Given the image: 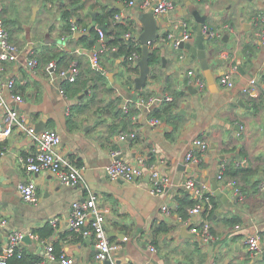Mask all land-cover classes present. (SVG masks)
Returning <instances> with one entry per match:
<instances>
[{
	"label": "crops",
	"instance_id": "crops-1",
	"mask_svg": "<svg viewBox=\"0 0 264 264\" xmlns=\"http://www.w3.org/2000/svg\"><path fill=\"white\" fill-rule=\"evenodd\" d=\"M1 1L10 40L20 49L17 61L3 64L2 96L27 122L35 127L42 123L40 131L57 130L62 137L57 152L67 161L73 160L76 166L84 167L81 184L69 186L48 171L27 172L21 158L35 153L37 147L25 131L15 128L0 142L2 246L11 231L20 230L35 235L31 242L23 245L32 259H42L45 248L53 245L60 256L65 254L72 264H111L112 261L116 264H210L212 261L253 264L256 259L260 260L254 264H264V43L255 36L260 27L257 17L264 16V0H175L176 6L171 12L156 16L158 37L154 48L160 49L162 57L155 73L162 75V80H154L149 75L147 84L153 90V96L172 97L170 92L175 90L181 91L182 95L174 111L169 113V120H162L160 125L150 124L153 117L144 108L143 114L135 120L137 125L127 124L124 133H136L135 138L127 140L120 139L122 132H111L113 119L97 113L98 108L115 94L110 95L105 87L100 89L96 105L77 113L69 122V116H73L71 108L84 99L88 91L78 99L62 95L60 79L48 72V63L39 62L31 67L29 61L43 57L46 47H51L75 50L79 59L88 60L85 65H90L95 50L71 39L67 41L64 36L63 7L68 5L75 10L74 21L81 20L97 28H106V24L97 20L105 8H118L123 14L122 23H133L138 35L144 30L139 17L149 11L140 8L142 0H135V6H129L126 0ZM118 4L123 7H117ZM195 14L204 17L205 24L212 29L223 32L220 40H206V47L212 52L210 65L214 83H209L198 59L188 65L190 52L177 50L168 38L170 33L181 36V27L177 29L176 26L188 21L192 31L189 43L196 46L198 23ZM82 36L83 33L76 37ZM99 42L103 43L101 38ZM171 47L173 51H170ZM115 54L117 52L114 53V67L111 61L105 60L109 70L105 72L117 93L124 95V106L132 101L133 92L129 96L122 87L123 78L118 76L122 58ZM163 57L167 60L165 64ZM133 62L138 64V60ZM235 66L238 72L233 77L234 86H223L220 77ZM191 72L205 82L203 91L196 86L190 91ZM11 79L16 82L14 90L6 85ZM250 87L254 89L253 93L248 92ZM12 94H20L23 101L15 102ZM5 116L6 110L0 105V123ZM101 119L108 121L98 125ZM196 139L206 140L209 148L202 152L196 147L201 164L188 166L185 156ZM113 151H119L120 159L133 164L139 157L157 163L162 173L169 177V184L162 193L153 194L147 171L134 181L112 180L107 167L115 159ZM233 167H250L255 171L254 176L251 181L245 180L242 173L234 176ZM220 173L223 174L221 180L218 179ZM188 179L206 186L207 193L214 198L216 208L212 217L204 212L191 214L190 209L197 200L183 186ZM214 181L219 184V190L214 189ZM234 181L237 183L231 185ZM19 182L36 184L35 202L23 199L17 187ZM253 182L259 183L257 191ZM238 185L243 190L236 201ZM219 192L228 195L227 202ZM91 194L98 197V205L106 212L111 242L120 245L113 251L112 259L104 262L96 259L95 239L75 233L69 224L72 203L85 200ZM182 200L192 202L184 209L185 218L179 213ZM54 219H57L55 223L52 222ZM3 220L7 221L5 227ZM205 220L211 224L215 241H205L192 231L201 228ZM162 227L160 232H153ZM38 231H43L44 236ZM252 235L260 236L263 247L256 256L247 244ZM152 246L156 247V252L151 250ZM30 261L15 260L11 264H31Z\"/></svg>",
	"mask_w": 264,
	"mask_h": 264
},
{
	"label": "built area",
	"instance_id": "built-area-1",
	"mask_svg": "<svg viewBox=\"0 0 264 264\" xmlns=\"http://www.w3.org/2000/svg\"><path fill=\"white\" fill-rule=\"evenodd\" d=\"M175 0H142L139 4L140 8L144 11L153 10L155 15H164L171 12L175 8ZM129 6H135L136 1L130 0ZM4 4L0 0V79L4 71L3 64L7 62H14L18 60L20 53L19 47L10 40V34L7 29L4 17ZM116 21L123 19V14L119 13L115 17ZM257 23L260 24L255 36L264 43V16L257 17ZM181 27V36L175 34H169L168 38L172 40L175 47H178L181 42H190L192 39V31L188 21H182L176 28ZM73 32L78 33L81 30L76 25L73 26ZM203 33L208 40L215 41L220 40L223 37V32L220 30L212 29L209 25L204 24ZM100 38L102 42L105 41L106 35L100 30ZM82 50H80L81 52ZM141 57L138 54H134L130 57V60L137 61ZM38 64L36 59L29 61L31 67H35ZM92 68L102 71L101 62L96 52H93L91 58ZM47 70L51 75H55L60 80L68 79L70 82H75L76 78L80 73V69L76 63H74L69 70L57 71V64L52 61L48 64ZM238 72L237 66L227 71L220 77V83L225 87L234 86V74ZM190 83L197 87L199 91H203L206 87L205 82L202 78L196 76L194 72L190 73ZM255 80L252 81V84ZM10 90H14L16 82L11 79L6 84ZM248 92L253 93L254 89L250 87ZM60 93L64 96L65 90L61 86ZM15 102H22L23 98L20 94H12ZM171 96H151L148 99L140 101V105L148 111L157 104L163 101H171ZM0 105L6 110V116L3 122L0 123V142L4 141L8 136L12 134L15 128H19L27 133L35 142L37 151L33 154L21 158L27 172L31 174L40 173L43 171L51 172L55 174L59 181L69 186H77L81 184L83 178L82 172L83 166H76L74 163L64 159L58 152L57 148L62 143V137L60 133L55 129H44L38 131L36 127L27 122L19 113V111L10 106L2 96L0 90ZM143 112L138 113L134 120L138 119ZM162 121L157 118H150L151 125H160ZM136 137L134 131L120 134L121 140L133 139ZM200 149L202 152L207 151L209 143L203 139H196L193 142V147L187 152L185 156V163L188 166H199L201 164V157L197 155L195 148ZM113 157L115 158L111 164L107 167V173L109 177L114 181H134L137 178L142 177L146 171L149 174L150 181L152 184L151 192L153 194H159L164 191L166 186L169 184L170 179L167 175L163 174L157 163L149 162L146 157H139L136 163H131L120 159L119 151H113ZM218 179H223V174L220 173ZM235 185L236 181L230 183ZM184 188L190 192L197 203L190 209L191 214L200 215L204 210L209 207L213 208V201L210 196H207V187L199 184L195 179H188L183 184ZM18 191L23 196V199L27 202H35L37 200L36 184L34 182H19ZM264 189V186H262ZM236 193L241 195V191L237 188ZM98 197L95 194H91L89 198L82 201H75L72 203L71 212L69 216V224L71 229L82 236L93 237L95 239L96 246V259L98 261L111 260V256L114 250L120 247L119 244L111 242L109 232L106 227V212L102 209L97 202ZM167 211V206L164 207ZM57 219L52 222L55 223ZM7 224L6 220L2 221V226L5 227ZM198 234L205 241H215L216 236L212 232L211 224L208 220L203 222L201 228H194L192 230ZM30 238L35 237L31 232L28 234L20 230L11 231L8 235V240L3 247V251L0 254V264H8L9 260L14 257L21 258L24 255V239L26 236ZM247 244L250 252L253 256L259 255L263 251L262 244L260 242L259 235H252L247 239ZM153 252L157 249L155 246L151 247ZM52 262H61V264H72V260L65 254L58 256L55 253V247L48 245L43 253L42 259L37 261L35 264H50ZM111 264H116L114 261ZM149 264V263H145ZM210 264H220L217 261H212ZM232 264V263H228Z\"/></svg>",
	"mask_w": 264,
	"mask_h": 264
},
{
	"label": "trees",
	"instance_id": "trees-1",
	"mask_svg": "<svg viewBox=\"0 0 264 264\" xmlns=\"http://www.w3.org/2000/svg\"><path fill=\"white\" fill-rule=\"evenodd\" d=\"M126 1L130 2V0H126ZM105 10L102 14L97 16L98 22L100 24H106V28L108 29V30H102L106 35L105 41L103 43L99 42L100 29H98L94 25L89 26L85 23H82L81 20L79 21L73 20V17L75 15L74 9L70 8L68 5H65L61 13L63 20V29L65 33L64 36L67 39V41H70L68 39H71L73 41H77L79 44H82L87 49L95 50V52L99 56L102 66V71H98L92 68L91 64L86 66L85 64L89 63L88 60L85 59L87 63L86 61H81L78 55H76L75 50L72 52L69 50L52 49L51 47H49L48 49V47H46V52H43L44 56L36 60L38 61V63L40 62L44 64L47 63L49 64L50 62L55 61L57 64V69H58L57 71L70 67L74 62H76L77 66L81 68L80 73L76 78L75 82H70L68 79L60 80L61 86L64 88L66 96H68L69 98L78 99L80 95L88 91V93L85 95V98L79 100L78 104L74 105L71 108L73 116L72 115H71L72 117L69 116V122H71V120L73 119V117L77 115V113H82L87 109H91L93 105H96L100 89L105 87L107 88V91L109 92L110 95L115 94V96H111V98L107 100L105 105L100 106L98 108L99 110L97 111L98 114L106 115L107 117L113 119L114 123L110 126V130L112 133L115 134L117 131L125 132L128 123L133 125L138 124V122L134 120V117L138 113L144 110V108L140 107L139 102L143 99L145 100L150 98L151 96L154 95V92L149 88L148 84L141 90H136L134 86L135 78L139 75L140 68L138 64L130 60V57L133 56L134 54H138L141 57L142 46H141V42L138 41L136 38V29L133 26V23H129L126 25L123 24L122 21H115L114 17L117 14L121 13V10L118 8H112V9L105 8ZM79 17L82 19L81 16ZM112 21L115 22L112 23ZM74 25H76L78 29L81 30V32L83 33L82 37H78V38L76 37V33L73 32ZM127 34H131V36L127 37L126 36ZM115 52H117L118 56L122 58L120 65V73L118 74V76L123 78L122 87L123 89L126 90V92H128L129 96L133 92V95L130 97L132 101L124 106H123L124 95H121L120 92L117 93V90H115L114 87L112 86V83L110 82V78L107 74L109 70H107L108 67L105 63V60H109L111 61L112 66L114 67ZM161 57L162 56L160 53V49L154 48V43H153L150 49L149 63L151 67L150 75H152L151 77L154 78V80L155 79L162 80V75L158 76L155 73V67L161 64ZM170 93L173 95L172 96L173 99L171 101H163L160 103L159 106L156 105L153 106L151 108V111H149L148 115H150L153 118L160 119L161 121L169 120L170 118L169 113H172L174 111L177 105V101L182 95V92L177 90ZM106 120L107 119L105 120L101 119L100 121L97 122V124L100 125ZM122 125L123 127H121ZM71 161L73 162V160ZM232 170L234 176H238L242 173L244 174V179L250 181L254 176L253 173L255 172L250 167H241V168L233 167ZM253 185H254V189L257 191L259 187V183L253 182ZM238 189L240 191L243 190V188L239 185H238ZM207 196H210V198L212 199L213 208L209 209V207H207L204 210V214L207 215L208 217H212L216 208L214 203V198L208 193ZM191 204L192 202L188 203L183 200L181 201L179 213L182 217L185 218L187 216L186 210L184 211V209L186 206ZM162 229L163 227L156 228L153 232L157 233L160 232ZM38 233L41 236H44L43 231H38ZM2 251H3V246L1 244V239H0V254L2 253ZM55 253L58 256H60V253L56 251V248H55ZM27 259L31 260L30 261L31 264H35L38 260H40V258L32 259V257L29 256L27 251L24 250V255L21 258H18L16 256L11 260H9L8 264H11L15 260L25 261Z\"/></svg>",
	"mask_w": 264,
	"mask_h": 264
},
{
	"label": "water",
	"instance_id": "water-1",
	"mask_svg": "<svg viewBox=\"0 0 264 264\" xmlns=\"http://www.w3.org/2000/svg\"><path fill=\"white\" fill-rule=\"evenodd\" d=\"M174 4L176 6V1L174 2ZM116 6L122 8L123 4H121V5L118 4ZM195 16H196L195 19L198 23L197 45L193 46L189 42H187V43L181 42L179 44V46L175 47V48L177 50H180V51L187 50L190 52L191 55H190L189 61L187 63L188 65L193 60L198 59L201 68L206 73V76L208 78L209 83H214L215 80L212 76L211 65H210V59H211L212 52L209 49H207V47H206L207 37L203 33V26L205 24V18L200 17V16L198 17L197 14H195ZM139 20L143 24L144 30L140 34L136 35V38L141 42V46H142V55H141V58L138 60V66L140 68V74L135 78V88L138 90L142 89L147 84L148 77L151 73V67H150V63H149L150 49H151L152 44L154 43V41L158 37V19L156 18V15L153 12V10L142 13L139 17ZM98 29L105 30L106 28L104 26H99ZM81 35H82V33H76V36H81ZM173 50L174 49L171 47L170 51H173ZM115 56L117 57V54H115ZM162 61L165 64L167 60L165 57H163ZM189 89H190V91H192V90L196 89V87L191 84L189 86ZM42 125H43L42 123L38 124L36 129L38 131H40ZM1 157H2V154L0 153V159H1ZM121 157L122 156H120L119 158H121ZM190 169L192 170V168H190ZM213 185H214L215 190H219V184L216 181L213 182ZM218 194L221 198H223V200L225 202H227L228 195L226 193L219 192ZM240 198H241L240 194H236L234 197V199L236 201L239 200ZM24 241L27 243L31 242V238L27 235L25 237ZM259 260L260 259H256L253 262L256 263Z\"/></svg>",
	"mask_w": 264,
	"mask_h": 264
}]
</instances>
